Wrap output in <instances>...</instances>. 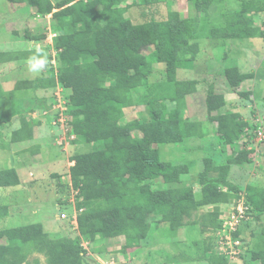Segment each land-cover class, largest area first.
Listing matches in <instances>:
<instances>
[{
	"label": "trees",
	"instance_id": "16d2710c",
	"mask_svg": "<svg viewBox=\"0 0 264 264\" xmlns=\"http://www.w3.org/2000/svg\"><path fill=\"white\" fill-rule=\"evenodd\" d=\"M126 1L62 0L54 4L52 0H5L12 6L35 10L40 18L51 16V21L61 25L53 28L56 34L53 48L60 67L57 76L43 75L32 81L17 82L6 97L0 90V98L8 104L18 101L21 108L30 105L33 107L30 111H35L43 107L44 95L52 94L60 86L70 90L66 107L76 137L73 141L79 145L94 144L96 148L89 154L71 158L78 234L54 238L43 231L41 224L2 231L0 264H25L34 253L43 255L47 264H84L87 251L83 239L92 244L118 239L123 241V253H127L147 240L153 226L166 225L178 230L198 209L229 205L234 200L236 206L244 199L247 217L252 211L258 219L264 215V189L248 186L245 194H241L238 186L229 180L233 167L246 168L253 164L251 152L234 150L227 163L218 166L211 158H205L203 171L192 174V162L163 161L157 149L183 145L205 136L201 123L188 122L185 117L186 98L197 92L199 82L180 81L177 77L179 70H188L196 63L201 53L200 41L225 44L264 39V31L253 16L264 13V9L251 3L231 16H221L222 22L210 27L208 11L219 0H189L197 14L206 13L205 24L197 23L196 19L182 20L178 12L171 13L166 21L151 19L133 24L126 17L131 8L124 7ZM134 3L152 7L169 5V0H134ZM44 39L43 35H25L27 42L36 44ZM34 56L43 58L44 52L38 54L37 47L0 52V66L30 62ZM160 65L164 68V78L151 83L150 78ZM225 78L230 87L237 88L255 75L242 74L231 67L225 70ZM251 96L241 94L243 99ZM206 106L211 114L222 110L226 102L223 96L209 95ZM138 107L148 108L147 120L123 123L126 110ZM7 116L10 112L4 114L3 120L8 121ZM210 120L218 122V133L231 149L245 135L247 124L239 114H224ZM20 123V130L13 135L15 143L33 138L31 118L26 115L20 118ZM194 176L200 187L199 201L194 187L185 182ZM155 183L162 188L156 189ZM18 185L15 170L0 172V187ZM6 213L0 207V218ZM223 216L219 210L207 214V226L218 232ZM241 233L235 237L242 236ZM255 239L254 251L246 243L240 259L243 261L251 254V262L264 264V230ZM217 258L220 264L228 263L221 253ZM179 259L207 262L205 258L192 259L181 254L169 260V264Z\"/></svg>",
	"mask_w": 264,
	"mask_h": 264
},
{
	"label": "rangeland",
	"instance_id": "374dc122",
	"mask_svg": "<svg viewBox=\"0 0 264 264\" xmlns=\"http://www.w3.org/2000/svg\"><path fill=\"white\" fill-rule=\"evenodd\" d=\"M52 1L57 4L62 0ZM251 3H255L261 9H264V0H224L222 4L212 5L213 7L209 9L208 15L211 14V18L214 19L212 21L221 23L222 17L220 14L222 12L229 13L227 16H231L241 11L243 6L248 7ZM139 5L140 3H134V0H127L124 6H131L126 13V17L133 24H143L151 19H155L158 22L166 21L173 12H178L182 20L196 19L199 24L206 23V18L203 20L206 13L197 14L193 3L189 0H169V5L165 3L152 7ZM27 9L28 12L25 11L24 6H12L4 0H0V52L31 50L37 47V49L44 52L43 58H46L47 64L39 73L30 70V62L10 63L0 66V86L5 90L12 91L15 84L19 81H32L43 75L48 77L57 76L60 67L58 55L53 48L56 38L53 28L61 25L58 22L51 21V16L47 17V19L40 18L35 10ZM253 16L257 26L264 31V13ZM210 22L208 25H212ZM26 34L43 35L45 39L37 44L35 42H27L25 40ZM246 42L249 43H243V45L233 43L229 48H222L219 41L217 42L216 40L209 41L204 39L200 41L201 51L203 50V52L207 53L208 62L199 64L200 69L196 68V78L201 79L199 82H201L200 85L204 90L202 89L197 96L187 99L186 109L188 108L189 111L188 116L194 115V118L204 119L205 114L202 109L205 99L209 95L214 96L225 91L221 72L223 65L229 62L228 57L232 58L231 60L233 61H239L243 67L247 68V71L255 75V78L249 81L247 87L237 89L231 98L228 99L227 106L221 112L232 113L236 109L234 107L241 102V113L244 118L248 119L251 127L255 122L256 116H264V39H253ZM224 50L229 51L225 54ZM224 60L228 61L224 63ZM162 68L161 65L155 68L153 76L150 78L151 83L164 78V69ZM53 92L52 94L44 95L42 108L30 111L32 107L19 113L15 112L14 118L19 121L20 118L28 115L33 122H36L38 129L36 130L34 141L29 147L31 149L28 150V155L23 162L26 164L24 166L27 167L26 171L28 172L25 176L23 175L24 178L22 180L26 182V190H29L32 195L39 191L38 188L41 187L45 192L47 191L46 194L51 193L48 199L46 198L43 200L44 203L42 202V207L45 208L42 212L39 210V213L47 214V217L44 218L43 215H40L38 223L42 224L44 230L50 233L52 237L63 238L68 233L77 232L75 231L77 228L76 217L78 215L76 210L77 193L72 188L70 178L69 170L74 165H71V158L77 155L89 154L96 147L94 144L79 145V143L73 141L76 137L73 134L70 122L68 123L70 118L67 113L68 109L64 113L66 109H64V103L67 104L71 91L60 86ZM206 92L207 96L204 94ZM240 93L252 94V96L250 99H243L240 97ZM125 114L126 118L123 123L133 119L146 121L148 108L127 109ZM215 126V124L210 123L208 134L204 136V139L202 138L203 141H194L195 146L191 152L185 153L179 146H170L173 148L165 151L166 158L163 159H168L165 160L168 162L178 161L177 163L192 162L191 165L193 166L190 165L192 174H199L204 169L203 160L205 158H211L215 166L225 165L234 150L239 151L244 144H249L250 138L245 136L238 142V145L236 144L231 149L225 143H222V137L217 135ZM2 131L5 134L6 130ZM10 133L11 130L7 134V138H9ZM215 138L220 141L217 142ZM206 139L209 141H205ZM262 145L264 144H251L250 147L258 150V147L263 148ZM35 146L40 147L39 151L34 149L36 148ZM34 150L35 153H33ZM258 152H255L253 156L252 165L246 168L236 167L230 175L229 180L238 186L241 194H245L248 186H257L264 189V153L261 151L259 157ZM14 163H17V161ZM14 163L10 165L7 161L2 168L11 167ZM56 176L59 177L55 178ZM185 182L194 187L196 201H199L201 199L199 194L200 187L195 176L188 177ZM155 187L156 189L162 188V185L159 186L158 183H155ZM52 192L55 193L53 194ZM234 203L235 200L230 202L229 205L200 208L194 213L192 219L187 220L186 225L178 230H172L171 227L166 225L160 228L153 226L147 240L142 242L138 249L130 250L127 253H123V241L118 239L99 240L93 244L89 243L88 239H83L82 244L87 251L83 262L84 264H169V260L184 254L192 259L205 258L207 262L193 263L179 259L175 264H220L217 254L222 253L226 248L221 244V239L218 238L219 231L217 232L207 226V214L219 210L225 216L235 207ZM61 214H66L68 220L60 221L58 218ZM19 221L20 219L16 216L10 226L17 227L20 224H25L24 220ZM219 222H221V218L216 223L219 224ZM0 227H2L1 221ZM239 227L242 232L241 238L244 241L239 248L241 255L245 253L246 243L249 242L251 244L250 251L253 252L255 238L264 230V215L258 219L252 211L249 219ZM250 255H247L243 261L238 257L234 264H261L259 262H251ZM34 260L37 264H47L45 257L38 253L33 257L29 256L25 264H34Z\"/></svg>",
	"mask_w": 264,
	"mask_h": 264
},
{
	"label": "crops",
	"instance_id": "0c3cea01",
	"mask_svg": "<svg viewBox=\"0 0 264 264\" xmlns=\"http://www.w3.org/2000/svg\"><path fill=\"white\" fill-rule=\"evenodd\" d=\"M223 2H224V0H219V1L216 2V4L217 5L218 4H222ZM216 4H214V5H216ZM24 7H25V11L28 12V9H27L28 7H26V6H24ZM22 9H24V8H22ZM31 10H33V9H31ZM220 15L221 16L229 15V13H223L222 12V14H220ZM211 17H212L211 14H209V18L211 19L209 21H211L210 24H212V25H209L210 27H213L214 25L216 26V25L220 24L218 21H212L214 19H212ZM246 41L247 40H245L243 42H237V41L236 42H228V43H225V44H222L219 41V43H220V47L229 48V46L231 44L233 45V43H239L240 45L241 44L243 45V43L244 44L249 43V42H246ZM202 49H203V46H202ZM224 51H225V54H226V53H228L229 50H224ZM203 54H205L204 58H203ZM249 54H251V53H249ZM237 57H239V56H237ZM249 57H251V56L249 55ZM227 59L229 60V62L225 63L228 60H224L223 61L225 64L223 65L222 72H221L223 74L222 82H223V88H224L225 91L220 93V94H218V95L224 97V100L226 102V106H227V103H228V99L231 98L233 93H235V91L237 89H241L243 87H247L249 81L244 82L243 84L240 85V87L232 88V87H230V85L228 84V82H227V80L225 78V70L228 69V68H231V67H235V68L239 69L240 73H242V74H250L251 73V72L247 71V68L243 67L239 61H237V60L233 61V60H231L232 58H230V57H228ZM207 62H208L207 53L203 52V50H202L200 55H199V57H198V59H197V61H196V63L194 64V66L192 68H190L188 70H179L178 71V73H177L178 80H180V81H198V82L201 81V79L199 80V79L196 78V68L198 67V69H200L199 68V64L200 63L206 64ZM162 69H164V68H162ZM200 84H201V82H199V86L197 87V92L194 95L188 96L186 98V102H187V99L197 96L201 92L202 89L204 90V88ZM0 90H1V93H3L5 97L8 96V94L11 92L10 90H5L4 88H2ZM204 94L207 96V92L204 93ZM241 94L242 93L239 94L240 97H241ZM241 98H243V97H241ZM206 100L207 99H205V103H204V106H203V109H202V112L205 114V118L204 119H197V118H194V115L193 116H188V112L189 111H188V108H187L186 109V114H185L186 120L188 122L201 123L203 125V133H204L205 136L209 132L208 127H209L210 123H213V124L216 125L215 127H216V131H217V135H219L218 134V126H219L218 122H216V121L211 122L210 119L218 118L221 115H224L226 113H225V111L221 112V110H217V111H213L211 114H209L208 110H207V106H206ZM17 103H19V102L18 101H13L10 104H8L7 101L4 98L3 99L0 98V137H1V140H0V172L9 171V170H15L16 174H17V177H18V180H19V185L17 187H0V207L1 208H5L7 210L6 216L0 218L1 225H2V227H0V232L13 230L15 228H19V227H23V226L39 224L38 220L40 219L39 218L40 215H43L44 218L47 217V214H43V213L41 214L42 210L45 208V207H42V202L46 198L48 199L49 195H51V193L46 194L47 191L45 192V190H43L42 187L38 188L39 191H36L32 195L29 190H26L27 189L26 188V182H24V180H22L24 178L23 175L25 176L26 173L28 172V171H26L27 167L24 166L26 164H24L23 162L25 161V158L28 155V150L31 149L29 147H31V145H32V143L34 141L35 133H36V130L38 129V127L35 124L36 122H33V120L31 119L32 120V126H33V128H32V136H33V138L31 140L23 141V142H16L15 143V142L12 141L13 135L15 134V132L19 131L20 127H21L20 119H19V121L15 120L14 113L15 112L19 113V112L25 111L26 109L28 110L30 107H32L30 105L25 104L24 107L21 108V107H19L20 104H17ZM240 103L241 102H239V105L234 107V108H236L235 111H233L232 113H228V114H239L241 116V119L243 120V122L247 124V128L246 129H249V128H251V126H250L251 124L249 125L248 119L244 118L243 114L241 113V110H240L241 104ZM9 112H10V116H7L8 117V121L3 120L2 117L4 116V114L5 113L9 114ZM2 130H6L5 134H4V131H2ZM10 130H11L10 136H9V138H7L6 136L9 133ZM245 136H247V135L245 134L242 138H245ZM215 139H216L217 142L220 141L218 138H215ZM197 140H202V139H197ZM205 141H209V140L206 139ZM190 142H191V140L189 142L187 141L183 145L158 146L157 149H158V151L160 153L161 160H163V161L168 160V159H165V160L163 159V158H166L165 151L171 150L173 147H178L179 146V147H181L183 149V151L185 153H187L188 151L191 152L192 149H194L193 147L195 145H194V140H192V142H191L192 145L191 146H190V144H191ZM222 143H224L223 139H222ZM236 144L238 145V143H236ZM170 146H173V147H170ZM262 146H263V148H259L258 147V150H254V152H258L259 151L258 152V156L259 157H260V152L261 151H263V153H264V145H262ZM35 147L36 148H34V149L39 151L40 147L39 146H35ZM163 147H167V148H163ZM244 147H245V144H244V146H242V148H244ZM242 148H240L239 151H241ZM35 150H34L33 153H35ZM37 153H39V152H37ZM162 154H163V157H162ZM7 161L9 162L10 165L12 163H14L15 161H17V163H14L11 167L2 168L4 163H6ZM71 165H72V163H71ZM28 168H30V167H28ZM235 168L236 167L232 168L231 174L234 172ZM30 175H32V174H30ZM52 193L54 194L55 192H52ZM39 210L41 211L40 213H39ZM24 212H25V214H24ZM16 216H18L20 221L24 220L25 224L24 225L20 224L17 227L10 226L11 223H13L14 219L16 218ZM6 226H9V227H6ZM43 231L50 235V233L46 232L44 230V228H43ZM75 231H77V228H76ZM74 234H78V233L77 232H75V233L72 232V236ZM34 255H36V253L32 254L31 257H33ZM34 264H37V262L35 260H34Z\"/></svg>",
	"mask_w": 264,
	"mask_h": 264
},
{
	"label": "built area",
	"instance_id": "2783aa9c",
	"mask_svg": "<svg viewBox=\"0 0 264 264\" xmlns=\"http://www.w3.org/2000/svg\"><path fill=\"white\" fill-rule=\"evenodd\" d=\"M64 109L65 113L67 111L66 103H64ZM69 122L70 119H68V123ZM245 134L250 138V140L249 145L245 146L242 150L251 152V157L253 159L255 152L254 149L250 147V145L264 144V116H256L253 126L249 129H245ZM247 212L248 210L244 205V199H241L239 202H237V205L232 209L231 212H228L225 216L222 217L223 224L221 231L219 230L218 238L221 239V244H223L226 248V250L222 251L221 254L227 257V264H234L236 259L242 256L239 248L241 246V243H243V239L241 238V236L236 238L235 234L240 232L239 226L249 219V217H247ZM59 220H68L67 215L61 214L59 216Z\"/></svg>",
	"mask_w": 264,
	"mask_h": 264
},
{
	"label": "clouds",
	"instance_id": "9594fccd",
	"mask_svg": "<svg viewBox=\"0 0 264 264\" xmlns=\"http://www.w3.org/2000/svg\"><path fill=\"white\" fill-rule=\"evenodd\" d=\"M37 53L40 54L41 50L37 49ZM46 64H47L46 58L38 59L37 57L34 56L30 61L29 68L31 71L39 73L46 67Z\"/></svg>",
	"mask_w": 264,
	"mask_h": 264
}]
</instances>
